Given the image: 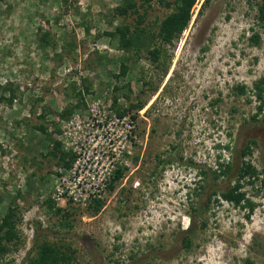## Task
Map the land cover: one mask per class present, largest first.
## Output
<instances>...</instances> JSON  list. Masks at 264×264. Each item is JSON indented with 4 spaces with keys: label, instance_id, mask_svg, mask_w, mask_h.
Instances as JSON below:
<instances>
[{
    "label": "rangeland",
    "instance_id": "rangeland-1",
    "mask_svg": "<svg viewBox=\"0 0 264 264\" xmlns=\"http://www.w3.org/2000/svg\"><path fill=\"white\" fill-rule=\"evenodd\" d=\"M204 1L197 0L186 30L166 46L163 75L145 50L132 57L104 35L121 23L136 25V15L114 13L123 0H0V85L17 89L12 105H0V215L16 191L23 199L17 243L0 264H27L34 241L61 238L75 250L73 264H264V112L257 123L250 120L259 105L252 86L264 75V32L246 2ZM172 11L174 5L155 0L139 7L140 26L155 33ZM45 32L50 45L42 48ZM254 32L259 46L248 41ZM121 58L129 70L116 79ZM74 82L85 106L58 120L54 137L75 154L68 170L45 157L51 146L42 147L33 126L47 106L53 130L56 113L72 102ZM241 85L247 92L238 96L234 88ZM138 103L141 110L130 109ZM248 138L258 142L245 160L257 172L255 185L244 187L254 212L247 218L246 210L219 199L207 207L214 191L235 181L234 173L213 180L216 161L227 162L232 149L238 163ZM166 159L172 163L162 170L158 162ZM117 170L124 177L110 193ZM47 198L63 215L72 213L71 227L46 208ZM96 200L104 206L92 215L88 206ZM189 225L186 250L182 232Z\"/></svg>",
    "mask_w": 264,
    "mask_h": 264
},
{
    "label": "trees",
    "instance_id": "trees-1",
    "mask_svg": "<svg viewBox=\"0 0 264 264\" xmlns=\"http://www.w3.org/2000/svg\"><path fill=\"white\" fill-rule=\"evenodd\" d=\"M140 1V4L138 3ZM154 0H123V3L117 6L114 13L118 17L128 18L132 15L137 16L136 25L131 26L127 23H121L119 26L114 28V31L105 32V36L111 40L117 42L118 47L121 51L126 54L132 55V57H138L142 50H145L148 55V59L160 67L163 75L167 71L166 62L168 60L167 47L172 46L175 41L179 39L183 31L186 30L191 21V12L196 4L197 0H155V2L164 8H171L174 5V11L166 15L163 20L158 24L157 31L154 33L151 29L147 27H141L140 25L144 22V14L139 13V7L148 5ZM246 2L250 8L255 7L256 10V26L264 32V0H236ZM205 4L209 3V0L204 1ZM89 32V29H85ZM48 33L42 34L39 39L41 47L45 48L50 45L48 40ZM249 43L251 46L260 45V34L254 32L252 36L249 37ZM128 59H119V73L114 75L116 79L124 77L128 72L129 68L127 66ZM82 89L85 94L89 91V85L85 83L84 80L81 81ZM72 97L70 100L75 101V104H68L62 111L56 113V120L52 122L53 130L49 132V128L46 125V116L52 114V111L47 106L42 107L41 113L38 116L39 124L33 126V130L41 136L42 147L45 148L44 144H47V150L45 157H50L56 160V164L64 169H69L75 158V154L69 151H63L61 143L56 140V137L60 133L58 120L66 121L71 115L80 109L81 106H85L84 93L81 88L78 89L75 82L70 84ZM235 94L238 96H243L246 94L247 89L245 86H236L234 88ZM252 91L254 98L259 102L255 115L252 117L256 120V117L260 116L264 112V75L260 77L253 83ZM17 89H14L11 84L0 85V105H12L13 101L16 99ZM37 103L40 100H36ZM143 103H138L137 105H131V110H141L143 108ZM36 111L31 109V114L35 115ZM123 115V114H120ZM248 142L245 147L239 151L238 163H234L232 160L233 152L232 149L229 152L231 159L227 162L216 161V169L212 171V178L217 181L221 177L235 174L234 184L223 191H214L207 201V207L210 203H218V200L225 201L232 206L246 210L247 218H249L255 210V204L246 197L244 187L254 186L255 180L257 179V172L254 167H252L248 162H245L246 157L252 153V148L249 147ZM174 150L176 148H173ZM223 150H229V146L225 145ZM172 163V160L166 159L158 162L159 167L163 170L166 165ZM159 169L158 171H162ZM201 175H206L205 171L200 172ZM124 177L123 170H117L115 176L108 188L109 192H113L115 183L119 182ZM261 186L264 187V180L261 182ZM200 189H204L203 185L199 186ZM18 201H23L21 191H16V195L9 196L7 198V206L2 215H0V258L7 255L9 252V245L16 244L18 240L17 235V224L21 217V207ZM2 200H0V204ZM44 205L53 214L63 219V224L67 227H71L68 217L72 216V213H66L63 215L62 212L65 210L62 208L55 207L52 201L47 198L44 201ZM104 206L103 200H96L88 206V212L92 215H97ZM201 208L193 209V213L199 216L201 213ZM206 224L201 222V227L204 228ZM40 224L36 225L35 232L40 229ZM191 225L188 229L183 231L182 244L184 249L189 250L192 244L193 232H191ZM64 239L58 241H42L35 242L33 244V251L35 254L28 259L27 264H73L75 261V250L71 245L65 244ZM246 264H253L247 261Z\"/></svg>",
    "mask_w": 264,
    "mask_h": 264
},
{
    "label": "flooded vegetation",
    "instance_id": "flooded-vegetation-1",
    "mask_svg": "<svg viewBox=\"0 0 264 264\" xmlns=\"http://www.w3.org/2000/svg\"><path fill=\"white\" fill-rule=\"evenodd\" d=\"M253 117V116H252ZM251 117V119L250 120H253V118ZM258 117H256V119H257ZM256 121V123L259 121L258 119L257 120H255ZM248 142H255L254 144L253 143H250V145H249V147L250 148H258V142H257V140L255 139V138H248L245 142H244V144L242 145V147L241 148H243V147H245V145L248 143Z\"/></svg>",
    "mask_w": 264,
    "mask_h": 264
},
{
    "label": "built area",
    "instance_id": "built-area-1",
    "mask_svg": "<svg viewBox=\"0 0 264 264\" xmlns=\"http://www.w3.org/2000/svg\"><path fill=\"white\" fill-rule=\"evenodd\" d=\"M71 151H72V150H71ZM73 153H74V152H73ZM72 168H73V167L71 166V168H69V169L71 170ZM69 169H68V170H69Z\"/></svg>",
    "mask_w": 264,
    "mask_h": 264
}]
</instances>
